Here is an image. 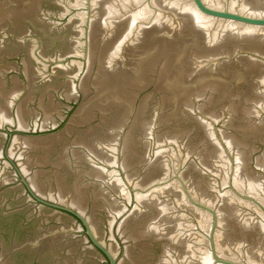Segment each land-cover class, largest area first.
<instances>
[{
	"label": "water",
	"instance_id": "water-1",
	"mask_svg": "<svg viewBox=\"0 0 264 264\" xmlns=\"http://www.w3.org/2000/svg\"><path fill=\"white\" fill-rule=\"evenodd\" d=\"M0 264H264V0H0Z\"/></svg>",
	"mask_w": 264,
	"mask_h": 264
}]
</instances>
